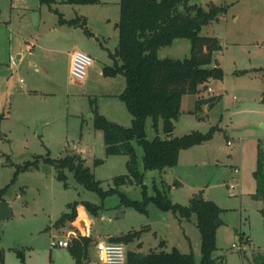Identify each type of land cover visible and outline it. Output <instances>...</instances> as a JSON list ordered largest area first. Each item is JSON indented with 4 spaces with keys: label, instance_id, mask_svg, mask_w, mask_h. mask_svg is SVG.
Wrapping results in <instances>:
<instances>
[{
    "label": "rangeland",
    "instance_id": "374dc122",
    "mask_svg": "<svg viewBox=\"0 0 264 264\" xmlns=\"http://www.w3.org/2000/svg\"><path fill=\"white\" fill-rule=\"evenodd\" d=\"M190 4L206 11L214 5L227 8L200 32L220 40L222 48L214 53L212 65L219 64L224 77L201 85L196 95L183 97L173 137L218 129L212 139L183 149L174 171L144 170L142 147L134 142L144 186L131 177L133 181L119 189L139 201L144 200V191L154 196L156 188L165 189L172 202L184 206L198 195L213 200L223 209L214 256L224 264H256L254 257L264 255L263 202L253 198L258 152L264 153V0H191ZM53 8L39 0H0V190L11 183L18 166L38 159L36 167L19 173L5 195L13 207L12 217L1 222L5 264H75L69 248L54 245L71 230L92 238L94 262L96 245L109 241L107 236L142 231L133 242H121L128 251L177 249L192 252L196 264H201V233L195 218L180 219L154 203L142 213L124 205L117 193L102 198L68 170L66 187L45 161L78 153L105 191L116 187L115 177L129 174L128 156H107L103 132L94 125L95 108L112 122L132 124L119 98L126 78L104 74V67L115 65L111 54L119 44L120 0L91 5L58 0ZM56 10L66 20L85 19L89 32L61 24ZM17 39L21 46L34 40L37 47L14 65L11 57L18 60L13 50ZM76 50L94 59L80 85L73 84L68 73L70 55ZM190 54L191 42L186 38L159 50L160 58L185 59ZM208 88L219 100L212 109L208 105L198 109L197 101L210 96ZM157 135L166 137L162 121L156 132L149 118L147 138ZM96 159L103 162L96 164ZM234 179L239 186L231 189ZM75 203L78 218L57 224ZM87 203L98 207L97 213ZM18 249L24 251V261Z\"/></svg>",
    "mask_w": 264,
    "mask_h": 264
},
{
    "label": "trees",
    "instance_id": "16d2710c",
    "mask_svg": "<svg viewBox=\"0 0 264 264\" xmlns=\"http://www.w3.org/2000/svg\"><path fill=\"white\" fill-rule=\"evenodd\" d=\"M41 4L53 6L58 0H39ZM191 0H120V19L117 23L119 44L111 56L115 60L114 66L104 67V74L115 76L122 74L126 78V87L119 98L126 104L132 116L130 127L122 126L110 121L106 116L94 110V125L104 135L106 155L128 156L127 168L129 174L115 177L116 187L103 190L101 181L86 166L82 155L75 153L63 158L45 161L52 165L57 172V179L63 181L67 187L66 170L72 172L78 183L86 189L98 193L102 198L112 194H119L126 206H131L142 213L148 212L150 203L156 204L161 210H172L180 219H196V226L201 233V264H224L214 256L217 250V230L222 224L223 209L213 200H205L202 195L194 198L188 206L172 202L165 189L156 188L154 196H148L144 191V200H133L120 191V186L132 182V178L143 185L144 173L139 169V161L134 146L137 142L143 150L142 165L144 170H159L160 172L175 168L178 165L180 153L187 149L213 138L218 127L209 132L198 131L173 137L175 121L181 113L182 100L185 95H196L200 86L211 79H223L224 71L216 63L213 56L221 50L222 44L217 37L201 36L202 26L215 19L219 14L226 12V7L212 6L206 11L197 4H190ZM70 5H91L102 3L103 0H64ZM61 24L82 26L86 28V20L77 17L66 20L56 10ZM203 21V24H201ZM186 38L191 42L190 57L185 59L160 58L159 50L171 45L175 40ZM217 96L199 99L196 107L208 105L212 109L218 102ZM151 118L153 128L159 131V123L165 138L157 135L154 139L147 138V120ZM38 159L24 166H18L11 183L0 190V201L20 172L37 166ZM96 159L95 163H102ZM132 177V178H131ZM256 191L253 198L263 202L261 213L264 216V153L259 150L257 169L254 172ZM179 184L178 182H176ZM170 188V186H168ZM78 204H71V212L65 213L56 222L64 224L78 218ZM86 207L97 213L98 207L87 203ZM142 231H131L127 234L114 236L110 242L129 244L139 237ZM242 241V236L240 237ZM249 241V240H248ZM247 241V242H248ZM92 238L88 235H79L72 239L68 247L75 264H100L90 259ZM18 257L24 261L23 250H16ZM256 264H264V255L254 257ZM0 264H5V250L0 248ZM125 264H196L195 256L191 253H182L177 249L171 252L165 250H151L148 253L129 250Z\"/></svg>",
    "mask_w": 264,
    "mask_h": 264
},
{
    "label": "built area",
    "instance_id": "2783aa9c",
    "mask_svg": "<svg viewBox=\"0 0 264 264\" xmlns=\"http://www.w3.org/2000/svg\"><path fill=\"white\" fill-rule=\"evenodd\" d=\"M94 59L91 55L85 53L81 50H76L71 55L70 61V77L73 81V84L80 85L84 82L88 75V70L91 65H93ZM210 94H212V89L208 88ZM230 144V142H228ZM238 169L235 170L237 174ZM239 184L236 179L234 182L229 184L231 189H235ZM78 237L76 230H71L67 234L65 240H58L54 245H59L61 247L68 248L73 238ZM235 246V245H234ZM96 263L100 264H125L127 262V253L128 250L122 243L105 241L98 243ZM240 248V247H239Z\"/></svg>",
    "mask_w": 264,
    "mask_h": 264
},
{
    "label": "crops",
    "instance_id": "0c3cea01",
    "mask_svg": "<svg viewBox=\"0 0 264 264\" xmlns=\"http://www.w3.org/2000/svg\"><path fill=\"white\" fill-rule=\"evenodd\" d=\"M14 8V6H13ZM19 41L17 39L16 43L17 44ZM25 46H21V44H17V45H14V51H15V56H16V59L18 60H15V58L13 59V57H11V61L12 63L15 65L16 63L18 64L19 62H21V60L23 59V57L25 56V53H32L33 54V50L37 47V43L32 40V41H27L25 42ZM71 56V55H70ZM71 59V57H70ZM219 65V64H218ZM220 66V65H219ZM68 73L70 74V64H69V68H68ZM214 79H211L210 81H213ZM213 93V91H212ZM210 96H213L212 94H210ZM202 99V98H201ZM183 102V101H182ZM206 105V104H205ZM132 122V121H131ZM179 183V182H178ZM111 237H114L113 236H107V240L110 239Z\"/></svg>",
    "mask_w": 264,
    "mask_h": 264
},
{
    "label": "water",
    "instance_id": "95a60500",
    "mask_svg": "<svg viewBox=\"0 0 264 264\" xmlns=\"http://www.w3.org/2000/svg\"><path fill=\"white\" fill-rule=\"evenodd\" d=\"M201 24H203V21H201ZM171 171H174V169L171 168ZM12 215H13V207L6 200H1L0 201V241L2 240L1 222L5 219L11 218Z\"/></svg>",
    "mask_w": 264,
    "mask_h": 264
}]
</instances>
